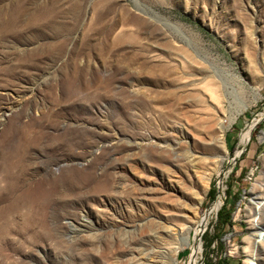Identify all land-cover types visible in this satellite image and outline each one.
I'll return each instance as SVG.
<instances>
[{
	"label": "rangeland",
	"instance_id": "1",
	"mask_svg": "<svg viewBox=\"0 0 264 264\" xmlns=\"http://www.w3.org/2000/svg\"><path fill=\"white\" fill-rule=\"evenodd\" d=\"M260 230L264 0H0V264H250Z\"/></svg>",
	"mask_w": 264,
	"mask_h": 264
},
{
	"label": "trees",
	"instance_id": "2",
	"mask_svg": "<svg viewBox=\"0 0 264 264\" xmlns=\"http://www.w3.org/2000/svg\"><path fill=\"white\" fill-rule=\"evenodd\" d=\"M227 141L229 143V147L231 148V150H233L235 146V142H233V139L229 137L227 138ZM217 193H218V190L216 187V183L213 182L211 185L210 191L208 193L209 199L210 200L216 199ZM232 224H233L232 209L228 207L227 203H225L218 212V219L216 223V233L212 235L210 232H206L204 235V238L207 242L208 250H214L212 249V246L215 242H217L218 247L214 251L216 252L220 251L222 247L221 235L223 234L227 226H230ZM219 264H230L229 258L223 259V257L221 256L219 259Z\"/></svg>",
	"mask_w": 264,
	"mask_h": 264
},
{
	"label": "bare ground",
	"instance_id": "3",
	"mask_svg": "<svg viewBox=\"0 0 264 264\" xmlns=\"http://www.w3.org/2000/svg\"><path fill=\"white\" fill-rule=\"evenodd\" d=\"M165 101V100H164ZM224 132H225V127L221 124L220 125V128L218 130V138L219 139H223L224 138ZM250 134H251V131L250 129L245 131L241 137V142L242 143H247L250 139ZM189 153V152H188ZM187 153V154H188ZM220 203V202H219ZM259 207H261V204L259 205ZM214 209V208H213ZM206 214V213H205ZM197 225V224H196ZM200 230V229H199ZM197 231V230H196ZM263 230H260V231H255V236H254V241H253V251H252V255L249 259V262L250 264H257V257H256V249L258 248L259 246V243L262 239V237L264 236V232H262ZM185 244H188V241L185 242ZM72 256V255H71ZM75 256V255H74ZM71 258V257H70ZM90 259H92L90 256H87V255H82L80 257H74V260H79V264H86ZM175 257L172 256L171 257V260L167 263V264H173V262H175ZM197 260V259H196ZM95 262V264H102L103 261L101 259H98V258H95L93 260ZM195 261V260H194ZM81 262V263H80ZM93 264V263H92ZM136 264H142V262L140 261H136Z\"/></svg>",
	"mask_w": 264,
	"mask_h": 264
}]
</instances>
